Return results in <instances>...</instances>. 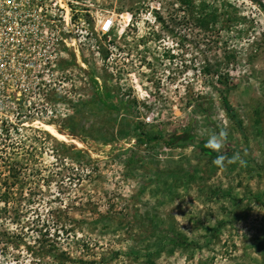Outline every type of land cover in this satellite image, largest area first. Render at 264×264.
Instances as JSON below:
<instances>
[{
	"label": "rangeland",
	"instance_id": "rangeland-1",
	"mask_svg": "<svg viewBox=\"0 0 264 264\" xmlns=\"http://www.w3.org/2000/svg\"><path fill=\"white\" fill-rule=\"evenodd\" d=\"M193 1L217 17L95 0L115 18L100 55L90 43L56 54L57 80L7 99L0 264H264V0ZM140 123L206 140L226 130L222 153L244 163L139 144L128 132Z\"/></svg>",
	"mask_w": 264,
	"mask_h": 264
},
{
	"label": "built area",
	"instance_id": "built-area-1",
	"mask_svg": "<svg viewBox=\"0 0 264 264\" xmlns=\"http://www.w3.org/2000/svg\"><path fill=\"white\" fill-rule=\"evenodd\" d=\"M96 4L95 0H0V117L12 93L21 95L24 87L57 80L56 54L63 58L69 50L78 54L90 43L100 55L96 36L109 34L115 18Z\"/></svg>",
	"mask_w": 264,
	"mask_h": 264
},
{
	"label": "trees",
	"instance_id": "trees-1",
	"mask_svg": "<svg viewBox=\"0 0 264 264\" xmlns=\"http://www.w3.org/2000/svg\"><path fill=\"white\" fill-rule=\"evenodd\" d=\"M180 6H184L190 10L191 16L196 19L201 26L208 25L210 18L214 20L216 14L214 11H210L209 5L204 3H199L198 7H195L193 0H177ZM209 9V10H208ZM187 11V10H186ZM103 55L106 56L108 53L107 49H102ZM228 90V88H227ZM226 89H220L221 100L224 106V109L232 116H236V110L234 109L232 103L229 101L227 96ZM237 126L241 127V121L238 119ZM129 138L135 140L139 144L151 145L158 142L163 143L166 147L176 148V147H187L195 146L200 152L207 154L210 158L215 159V157L220 154L212 152L211 150L205 147L206 139H198L189 129H183L177 132H167L162 129H152L150 131H145L143 124L133 125L128 132ZM232 150L238 148L232 147Z\"/></svg>",
	"mask_w": 264,
	"mask_h": 264
},
{
	"label": "clouds",
	"instance_id": "clouds-1",
	"mask_svg": "<svg viewBox=\"0 0 264 264\" xmlns=\"http://www.w3.org/2000/svg\"><path fill=\"white\" fill-rule=\"evenodd\" d=\"M228 133L226 130H221L218 133H213L208 136L205 147L212 152L220 153L215 159L212 160V165L216 166L218 169H223L227 163H236L239 162L241 164L244 161L240 158L239 154H233L231 158L227 157L226 154L222 153V149L225 148V144L227 142Z\"/></svg>",
	"mask_w": 264,
	"mask_h": 264
},
{
	"label": "bare ground",
	"instance_id": "bare-ground-1",
	"mask_svg": "<svg viewBox=\"0 0 264 264\" xmlns=\"http://www.w3.org/2000/svg\"><path fill=\"white\" fill-rule=\"evenodd\" d=\"M78 62V61H77ZM80 62V61H79ZM137 87L139 88V85H137ZM140 90V89H139ZM41 127L47 131H49L50 133L54 134L56 137H58L59 139L65 140V135L60 133L59 131H57L53 126L48 125V124H41Z\"/></svg>",
	"mask_w": 264,
	"mask_h": 264
}]
</instances>
